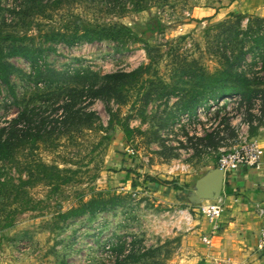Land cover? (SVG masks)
I'll list each match as a JSON object with an SVG mask.
<instances>
[{"label": "rangeland", "instance_id": "rangeland-1", "mask_svg": "<svg viewBox=\"0 0 264 264\" xmlns=\"http://www.w3.org/2000/svg\"><path fill=\"white\" fill-rule=\"evenodd\" d=\"M135 1L0 0L2 30L27 34L29 43L44 48L42 67L104 74L152 63L141 78L145 83L138 82L143 86L125 93L122 104L101 99L87 104L82 97L75 107L79 118L67 121L53 96L55 86L38 83L24 58H7L15 68L10 76L15 97L0 80V127L15 123L25 105L36 106L39 116L30 125L36 141L23 135L11 159L0 161V264H174L199 214V204L188 197L195 194L196 181L216 167L220 153L264 125V114L239 98L210 109L204 105L198 115L175 105L178 96L197 90L198 72L219 69L222 53L231 62L241 48L245 62L238 67L253 78L264 76V42L258 45L264 20L191 16L206 0ZM152 20L162 29L139 39L71 46L43 37L49 31L69 34L83 26L114 24L137 33ZM185 68L194 74H181ZM152 83L175 94L144 104L142 88ZM88 111L96 117L89 120ZM16 124L26 134V119ZM97 193L104 199L117 195L119 202L93 214L64 216ZM119 240L126 243L122 254L115 246ZM131 248L129 253L146 255L123 263Z\"/></svg>", "mask_w": 264, "mask_h": 264}, {"label": "trees", "instance_id": "trees-1", "mask_svg": "<svg viewBox=\"0 0 264 264\" xmlns=\"http://www.w3.org/2000/svg\"><path fill=\"white\" fill-rule=\"evenodd\" d=\"M127 1L128 0H124V3ZM141 1L142 0H138L135 2L138 4V2ZM140 8L141 6L138 5L135 10H139ZM254 18L256 22L264 20L258 17ZM161 29L162 25L160 21L152 20L147 21L137 33H133L132 29L127 25L114 24L95 27L83 26L82 29L74 30L69 34L60 32L59 30L49 31L45 32L43 37L45 42L61 41L66 45L72 46L81 42L91 43L103 39L116 40L128 37L139 39L151 35ZM30 39H32V37L27 34L19 35L18 33L5 32L0 26V80L15 97L10 83V76L15 68L7 61V58H24L31 65V75L37 80L39 79L38 83L40 81L43 82L45 89L46 87L51 88L55 86L54 88L56 90L53 91V96L56 97V99L58 98L60 102L59 106L63 109L67 121L68 119L75 120L79 118L80 110L75 107L82 97L87 99V104H91L97 99L104 101L114 100L116 103L122 104L125 101V93L131 92L136 88L140 89L141 86H143H138V82L145 83L141 78L145 74L150 73L152 65V63H149L147 65H140L130 71L116 70L104 74H99L97 71L90 69L80 68L74 69L73 71H57L53 68L42 67L39 62L43 56L44 48L29 43L28 40ZM263 42L264 37H260L258 39V45ZM245 54L246 52L239 48V51L231 62L224 53L220 54L222 62L219 69L214 73H208L203 69L198 72L196 75L197 90L193 89L188 94L178 96V100L175 102L176 108L187 114L190 113V115H193L196 114L198 106L206 105L210 99L215 100L217 103L220 99L226 97L239 96L241 103L245 104L248 109L255 108L264 114V76H255L253 78L248 74L249 70L238 67L240 62H245ZM181 74L190 76L194 73L190 68L188 70L185 68ZM178 83H180V81L176 84ZM176 87L177 86H175V88ZM142 89L141 99L144 104H146L151 98H154V96L159 97L165 95L167 100H169L175 94V91L173 90L170 93H165V86L156 83H152L148 89ZM158 89L160 90L158 91ZM259 95L261 96V99L256 97ZM36 110V106L28 107V105H25L20 111L15 123L10 124L9 127H0V161L6 162L11 159L12 148L19 146L17 145L19 144L18 141H20V139L22 140L23 135L30 136L33 141H36V138L32 136V128L30 127V125L37 124L36 120L39 113H37ZM139 113L142 114L143 110H140ZM86 114L89 120L96 117L94 111H88ZM112 115L114 116V114H111V116ZM23 119H26L27 121L26 134L22 132L23 130L21 128H17L16 124L17 121ZM112 120L113 118L110 117L109 122H112ZM38 122L43 126L46 124L45 118H40ZM118 198L117 195H112L108 199H104L101 193H97L96 197L90 199L86 203H82L78 207L70 209L64 216L69 214H83L86 212L93 214L96 210H105L108 204L111 206L116 205L119 202ZM7 225L8 224H6V226ZM125 244V241L119 240V243L115 245L117 246L118 254H122L127 250ZM113 248L114 247L112 246V249ZM131 250L132 248L129 249L127 253ZM145 255L146 253L137 255L131 252L125 255L123 263L127 262L128 259L138 260ZM121 263L122 262H120V264Z\"/></svg>", "mask_w": 264, "mask_h": 264}, {"label": "crops", "instance_id": "crops-1", "mask_svg": "<svg viewBox=\"0 0 264 264\" xmlns=\"http://www.w3.org/2000/svg\"><path fill=\"white\" fill-rule=\"evenodd\" d=\"M190 14L199 20L235 15L264 19V0H206ZM257 129L254 138L260 146L259 167L238 166L224 173L220 196L198 203L222 202L217 228L200 213L194 214V226L185 235V248L174 264H264V247L257 246L264 225V125Z\"/></svg>", "mask_w": 264, "mask_h": 264}, {"label": "built area", "instance_id": "built-area-1", "mask_svg": "<svg viewBox=\"0 0 264 264\" xmlns=\"http://www.w3.org/2000/svg\"><path fill=\"white\" fill-rule=\"evenodd\" d=\"M239 96H233V97H226L223 99H220L217 103L215 100L210 99L208 103L206 104L208 108L210 109L215 106L218 107V104L223 102L226 99H237ZM241 100V99H240ZM241 102V101H240ZM204 110L203 106H198L196 110V114L198 115V112ZM260 146L254 137L245 138L243 142L238 145L230 148L227 151H223L220 153L218 159H217V165L216 167H219L223 170L224 173L227 171L236 169L238 166H246V167H253L258 168L260 165ZM197 212L200 213L202 216L206 218V220L213 225V229H216L218 226V218L221 215L222 212V202L221 201H214L212 203L208 204H199V206L196 208ZM209 239L204 237V242L209 243ZM257 246L259 248L264 247V225L261 227L259 235H258V241ZM220 264H235L232 262H222Z\"/></svg>", "mask_w": 264, "mask_h": 264}, {"label": "water", "instance_id": "water-1", "mask_svg": "<svg viewBox=\"0 0 264 264\" xmlns=\"http://www.w3.org/2000/svg\"><path fill=\"white\" fill-rule=\"evenodd\" d=\"M224 172L215 167L200 177L195 183L194 195H188L193 202L199 203L202 199L218 198L222 191Z\"/></svg>", "mask_w": 264, "mask_h": 264}]
</instances>
